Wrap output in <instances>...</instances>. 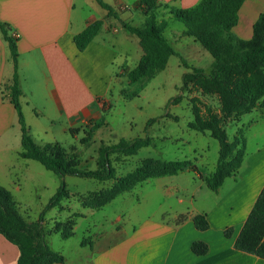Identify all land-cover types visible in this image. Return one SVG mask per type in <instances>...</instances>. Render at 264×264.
<instances>
[{"label": "crops", "instance_id": "crops-1", "mask_svg": "<svg viewBox=\"0 0 264 264\" xmlns=\"http://www.w3.org/2000/svg\"><path fill=\"white\" fill-rule=\"evenodd\" d=\"M102 1L113 9L112 16L108 17L96 0H0V22L7 24L10 35L17 38L23 92L20 103L35 141H48L58 122H62L61 132L67 133L98 118L99 104L107 99L113 84L118 85L119 73H126V63L130 64L133 53L140 58L138 38L126 33L118 21L130 24L136 15L130 8L138 11V0ZM160 1L170 7L188 8L200 0ZM263 12L264 0H244L232 33L240 39H250L253 24ZM97 20L103 21L99 33L83 51H78L74 36ZM115 21L119 27L114 26ZM12 76L8 43L0 32V156L12 153L20 159V126L7 97ZM241 121L246 127L243 161L218 191L209 190L200 181L189 192L184 209H163L158 205V211L162 209L160 219H154L152 214L98 236L86 245L88 264H264L257 256L234 249L235 239L264 186V119L249 123L242 117ZM30 161L21 158L23 167L6 177L0 168V187L9 191L18 204L17 195L22 193L21 181L31 167ZM169 189L172 191L164 193L169 199L173 190L185 191L181 185ZM196 192L199 200L195 199ZM174 198L175 205L185 201ZM195 214L206 215V231L194 228ZM180 216L185 218L179 220ZM227 228L232 229L228 238L224 236ZM195 241L208 245L205 255L192 253ZM18 258L17 246L0 235V264H17Z\"/></svg>", "mask_w": 264, "mask_h": 264}, {"label": "trees", "instance_id": "trees-1", "mask_svg": "<svg viewBox=\"0 0 264 264\" xmlns=\"http://www.w3.org/2000/svg\"><path fill=\"white\" fill-rule=\"evenodd\" d=\"M96 2L112 16L113 9L102 0ZM244 0H200L188 8H174L163 4L160 0H138V5L145 17L142 27H134L118 19L122 28L129 35L138 38L142 56L135 68L127 73L130 89L122 91L126 100L137 97L147 82L162 71L167 59L176 55L163 35L167 24L156 21L160 8L168 10L169 19L183 23L185 34L192 37L212 57L208 72L191 68L182 78L181 90L192 86L203 95H214L218 98L220 115L212 113L208 108L206 115L194 106L195 120L192 127L198 131H208L219 143V156L214 171L202 176L197 167L190 161H163L160 159H144L134 170L117 176L111 163V156L119 160L123 156H133L142 148L152 143L147 137L132 140L120 139L117 143L101 146L98 149L97 169L87 170L79 167L76 154L68 153L59 143L38 144L30 134L22 110L20 99L23 95L18 72L17 38L11 36L8 25L0 22V32L8 43L10 59L13 64V76L7 87V97L14 106L20 126L21 150L19 156L25 160L40 163L46 170L53 172L62 181L56 193L43 208L36 223L26 222L19 213V208L12 195L0 187V235L11 244L17 246L19 258L17 264H64V256L52 250L45 242L41 221L46 212L56 209L64 211L62 201L70 195L63 182L65 176L94 179L100 182H112L109 187L77 196L83 208L98 211L118 196L130 192L137 185L156 178L175 176L183 171L196 173L198 179L211 191H218L224 180L235 175L240 168L245 154V138L230 141L222 127L225 118L239 117L254 109L264 108V12L261 13L252 27V36L244 40L236 37L232 30L238 22V11ZM103 21L97 20L88 25L73 38L78 51H83L99 33ZM177 96L173 101H179ZM100 121H104L101 117ZM150 123V121H148ZM96 124L89 128L81 140L83 145L90 143ZM77 129L72 130L75 133ZM73 214L63 222L55 221L47 233H56L64 240L74 235L75 218ZM185 216H180L179 220ZM194 228L206 231L209 228L205 214L192 217ZM232 229L224 230V236L230 237ZM91 245V240L83 239L81 246ZM234 249L257 256L264 260V186L250 210L237 238ZM193 254L201 256L208 252V245L202 241L191 244Z\"/></svg>", "mask_w": 264, "mask_h": 264}, {"label": "rangeland", "instance_id": "rangeland-1", "mask_svg": "<svg viewBox=\"0 0 264 264\" xmlns=\"http://www.w3.org/2000/svg\"><path fill=\"white\" fill-rule=\"evenodd\" d=\"M138 8V11L130 8L131 12L136 14L129 22L134 27H142L145 20L139 5ZM156 21L166 22L167 26L163 30V35L176 55L167 59L165 68L145 84L139 95L132 100H126L122 96V91L130 89L127 73L139 63L142 51L139 59L133 53L130 64L126 63V73L122 71L119 73L118 85L113 84L107 99L99 104L101 114L98 118L89 120L80 127H74L67 133L61 132L62 122H58L47 138L48 141L41 143L36 140V143L40 145L45 144L46 141L59 143L68 153L78 156L80 168L95 170L98 149L101 146L115 144L120 139L132 140L137 137H147L152 144L140 149L136 155L123 156L119 160H116L114 155L111 156V163L117 176L134 170L144 159L190 161L203 176H208L214 171L219 156V143L211 137L210 132L198 131L192 127V124L195 120L194 106L200 109L202 115H206L208 108L212 113L220 115L218 98L214 95H203L190 85L187 89L181 90L185 73L191 68L208 72L213 59L198 42L185 34L182 22L169 19L167 9L160 8L157 11ZM119 25L117 21L114 22V26L119 27ZM127 49L130 52L133 51L130 47ZM177 96H180L179 101H173ZM101 117L104 118L102 122ZM242 117L243 122L249 120V123H255L257 120L264 119V108L254 109L236 120L225 118L221 125L230 141L244 137L246 127L242 124ZM99 122L100 125L95 130L90 143L83 145L81 140L86 136L85 132ZM73 129L77 131L72 134ZM29 164L31 167L21 181L22 193L16 194L19 202L17 205L21 217L26 222L36 223L43 208L60 187L62 180L36 161L31 160ZM22 167L21 158H17L14 154L5 153L0 156V168L5 177ZM63 182L70 198L61 202L64 211L58 212L52 209L46 212L41 221L42 228L46 232L44 239L52 250L64 256L65 264H88L89 251L87 246H81L83 239L93 240L100 235L106 236L119 225L127 226L137 223L151 217L152 214L154 219H160L162 209L158 211V205H162L163 209H184L188 205L189 192L194 190L195 184L200 180L192 171L149 179L130 192L118 196L98 211L83 208L77 196H86L99 191L109 187L112 182L73 176H65ZM162 182L165 184L163 185ZM175 185H181L186 192L182 189L178 192L173 190L170 199L164 196L166 191H172L169 187ZM10 190L15 193L11 187ZM199 195L198 192L195 193L196 200H199ZM174 196L185 201L181 205H175ZM73 214H80V217L75 218L73 237L64 240L59 234L47 233L52 229L55 221L63 222ZM118 217L122 218L120 222L117 221Z\"/></svg>", "mask_w": 264, "mask_h": 264}]
</instances>
